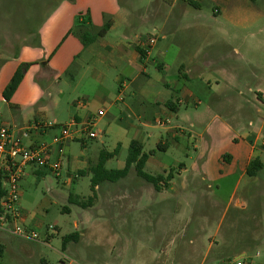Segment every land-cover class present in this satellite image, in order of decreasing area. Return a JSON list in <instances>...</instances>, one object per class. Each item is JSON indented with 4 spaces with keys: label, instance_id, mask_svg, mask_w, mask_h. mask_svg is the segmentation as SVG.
Returning <instances> with one entry per match:
<instances>
[{
    "label": "rangeland",
    "instance_id": "374dc122",
    "mask_svg": "<svg viewBox=\"0 0 264 264\" xmlns=\"http://www.w3.org/2000/svg\"><path fill=\"white\" fill-rule=\"evenodd\" d=\"M193 1L194 5L185 0H173L171 4L165 0H115L122 9V21L128 25L126 30L121 20L117 25L115 12L111 16L114 28L106 40L116 44L124 31L145 38L165 36L160 46L166 52H155L143 60L145 76L133 86L129 80L132 70L119 68V72L106 62L105 87L113 93L111 101L96 97L97 88L82 73L76 82L64 76L62 86L56 80L58 134L60 127L71 123L70 117L81 113L82 117L93 116V131L101 139H91L86 126H74V137L60 155L53 139L48 138L52 162L59 160L61 165L59 174L43 169L39 175L37 169L28 168L20 182L19 206L26 217L25 225L35 230L38 238L4 239L0 264H223L233 246L245 241L249 231L240 220V196L230 200L241 173L213 181L231 171L225 160L219 162L214 156L227 155L235 138L232 129L252 132L250 121L257 129L262 126L258 146H264V102L257 101L260 92L264 96V0ZM65 2L74 3L0 0V63L11 58L19 47L33 42L26 38L24 25L40 31L41 21L49 20ZM79 19L87 20L88 15L77 17L74 31L80 25ZM120 73L129 89L115 102ZM183 84L201 96L200 113H195L192 104L179 106L177 113L168 112L170 124L161 126L158 122L166 116L154 104V98L176 103L174 99L179 98L177 92ZM235 89L243 94L238 95ZM237 98L240 102L252 99L249 117L228 110ZM206 105L214 108L212 115L205 113ZM0 110L6 113L7 107L0 106ZM99 110L104 117L98 116ZM214 115L218 119H213ZM46 119L47 123L53 122L52 111ZM133 140L151 155L145 167L147 174L165 178L172 175L169 188L151 193V185L132 169L124 180L101 184L94 197L92 170L101 154L113 153L119 147L118 154L104 167L122 170ZM258 156L257 152L255 159ZM201 186V191L208 193L204 196L218 197L219 206L202 205L204 199L192 193L198 195L194 189ZM83 202L87 207L79 205ZM255 214L253 210L252 216ZM72 235L78 239H71L64 249V239Z\"/></svg>",
    "mask_w": 264,
    "mask_h": 264
},
{
    "label": "crops",
    "instance_id": "0c3cea01",
    "mask_svg": "<svg viewBox=\"0 0 264 264\" xmlns=\"http://www.w3.org/2000/svg\"><path fill=\"white\" fill-rule=\"evenodd\" d=\"M115 12H117V25L121 20L120 25H126L123 26L126 30L128 24L126 21H122L124 17L122 9L118 2L117 5L115 4V0H75L74 3L65 2L42 26L39 31L40 44L38 46L32 43L25 44L20 49L16 59H4L0 63V106L7 107L6 113L0 110V125L11 127L14 137L19 139L24 146H39L47 143L48 138L51 137L53 139L58 134V129L55 127H46L51 123H47L46 119L50 111H52L53 116L52 124H60L58 121L59 117L56 115L59 101L55 97L56 91L53 86L56 80L59 79V84L62 86V78L64 76L68 75L73 82H76L77 77L82 73L83 76L89 77L95 88H97L98 96L96 97L111 101L113 93L105 87L106 72L104 69H106V62H110L109 66L114 67L113 69L117 68L119 72H121L119 68L126 71L127 69L132 70L133 73L130 75L131 78L129 80L130 85L133 86L142 76H145L146 65L143 63V60H148L155 52L159 55L166 52L162 48L163 46H160V41L161 39L164 40L165 36L148 35L145 38L138 35L132 36L124 31L116 44L108 42L106 39L115 24L111 16ZM81 14H87L88 19H83L84 22L88 25L91 23L96 28H102L109 22H112V27L106 36L98 39L88 47H84L81 41L71 34V31L74 29L75 20ZM151 39L155 41L152 45L150 44ZM138 49L145 53L143 59L139 55ZM105 54H108L107 56L110 59ZM95 59H97V65H94ZM22 64H32V66L26 72L21 85L11 101L7 102L3 97V92ZM205 67L212 68L213 66ZM188 72H191V70L189 69ZM122 73L117 78L119 96H117L115 102L120 101V96L129 89V85L123 77L124 75H121ZM183 77L186 79V76ZM37 79L42 80L41 84L37 82ZM145 85L147 84L145 83ZM45 88H47V91H45ZM235 91L238 93L237 89ZM140 92L143 93L145 91L142 88ZM59 93L64 94L62 89H60ZM177 93L179 98L174 99L176 103L173 101L168 102L162 97H155L153 100L154 104H157L164 110L163 113L166 116L165 120L159 121L162 122L161 124L156 120L161 126L170 124L168 112L177 113L179 106L189 107L192 104L195 107V113H200L203 101L196 91L183 84L179 87ZM242 94L238 93V95ZM235 101V103L228 106V110L237 112V115L240 117H249L252 112V99L245 98L240 102L237 98ZM257 101L258 103L264 102L262 92L258 94ZM169 103L174 105L173 108L167 106ZM72 105L75 106V103L73 102ZM172 109H175V111ZM205 113L212 115L214 108L206 105ZM213 119H218V116L214 115ZM69 122H74L77 127L87 126L89 123L92 124L93 128L96 126L94 123L95 119L88 114L82 117L81 113H76L74 117H70ZM249 123L252 126L254 125L252 132L247 134L240 129H232V134L235 138L230 143L227 155L224 156L223 153H218L214 156V160L216 159L219 162L225 160L229 167H231V171L226 176L214 178L213 181L228 179L231 175L241 173L230 200L236 196H240L241 201H239L238 207L241 209L240 212L243 213V217L240 220L245 225H248L249 231L242 244L239 243L233 246L235 249L225 258L224 263L264 264V174L256 178H251L247 175V167L255 159L257 152L260 154L257 158L264 166V146H258L263 128L261 126L257 129L252 121ZM27 128H30V132L27 137H24L22 133ZM234 167L239 168V171H236ZM37 173L42 175L43 169L38 170ZM206 179L202 180L205 181ZM142 181L145 182L144 180ZM193 182H196V180ZM203 187L194 189L199 191L198 195L195 191L192 193L198 199H204L202 205H207L210 208H213L215 205L219 206L221 201L219 203L218 197L213 198L210 196L211 194L204 196V194L208 193L201 191ZM151 188V193H157L161 190H167L169 187L165 185L162 187L161 184L158 191L153 185H151ZM206 188L210 190L211 187L207 186ZM208 197L211 200L207 199ZM253 210L256 211V214L252 216ZM7 237L13 236L0 231V243ZM225 242L227 243V241ZM228 245L230 247V244ZM212 246L213 244L211 248ZM206 255H209V252ZM232 257L235 258L233 262L230 260Z\"/></svg>",
    "mask_w": 264,
    "mask_h": 264
},
{
    "label": "built area",
    "instance_id": "2783aa9c",
    "mask_svg": "<svg viewBox=\"0 0 264 264\" xmlns=\"http://www.w3.org/2000/svg\"><path fill=\"white\" fill-rule=\"evenodd\" d=\"M150 40V44H154ZM101 110L98 116H104ZM161 124V122H159ZM55 124H48L46 127H56ZM74 122L60 127V132L53 138V145L59 148V154L64 152V146L70 142L74 133L72 127ZM30 129L23 130L22 136L27 137ZM91 139H101L99 133L93 131L89 123L85 130ZM53 149L48 143L34 147H26L19 139H16L11 127L0 125V184L3 186L5 195L0 201V231L22 240H37L35 230L27 227L26 217L19 204L21 199L20 182L24 178L28 168L38 170L48 169L59 174L61 168L59 160L52 162ZM234 264V263H224ZM235 264H242L237 262Z\"/></svg>",
    "mask_w": 264,
    "mask_h": 264
},
{
    "label": "trees",
    "instance_id": "16d2710c",
    "mask_svg": "<svg viewBox=\"0 0 264 264\" xmlns=\"http://www.w3.org/2000/svg\"><path fill=\"white\" fill-rule=\"evenodd\" d=\"M71 2H74L75 0H70ZM167 3L171 4L173 0H165ZM188 1L191 5H194L193 0H185ZM254 2L255 0H251ZM59 6L57 4L55 6V9ZM45 20L41 21L40 28L45 24ZM80 25L76 26L78 28L77 30H72L71 34L78 38L81 43L83 44L84 47H88L92 44H94L98 39L104 38L106 34L109 32V30L112 27V22H109L102 28H95L91 23L88 25L86 22H84L83 19H79ZM24 29L27 33L26 38L31 39L32 44L39 45V29L37 30L36 28L29 27V25H24ZM22 47H19V49H16L15 52L13 53V56L8 59H16L19 55V51ZM138 53L143 59L145 57V53L142 52V50L138 49ZM32 66V64H22L20 67L17 69L16 73L12 77L11 81L5 88L3 92V97L5 101L10 102L15 93L17 92L19 86L21 85L24 76L26 72L29 70V68ZM37 82L41 84L42 80L37 79ZM42 86V85H41ZM45 91H47V88H45ZM169 108H173L174 105L172 103H169L167 105ZM175 111V109H172ZM119 147L113 152V153H107L103 152L100 157L99 164L95 169L92 170L93 174V179L91 182V191L93 193V196L96 197L97 193V188L103 184V183H117L121 180L126 179L131 170L134 169L136 172V175L144 180L145 182L151 184L154 186V188L158 191L159 187L161 184L168 186L169 183L172 181L173 177L172 175H169V177L165 178L163 176H152L149 175L145 172V167L148 163V160L151 155L145 154L144 153V148L143 145L136 141L133 140L130 144L129 148V155L126 161V165L124 169L122 170H106L105 169V163L109 159L114 158L118 154ZM264 171V166L261 163V161L257 158L254 159L250 162L249 166L247 167V175L251 178H256L263 174ZM5 192L3 189V186L0 184V201L4 197ZM94 198H90L88 202L91 204ZM89 204V205H90ZM82 207H87V204L85 202L79 203ZM71 239H78L77 235H72L64 239L63 242V247L65 249L66 244L71 240ZM5 253V247L2 243H0V263L1 259ZM224 264V263H223Z\"/></svg>",
    "mask_w": 264,
    "mask_h": 264
}]
</instances>
